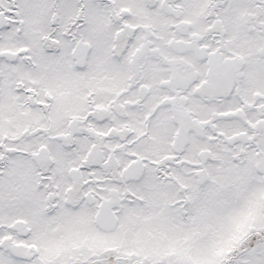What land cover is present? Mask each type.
Returning a JSON list of instances; mask_svg holds the SVG:
<instances>
[{"label":"snow or ice","instance_id":"6c2138e0","mask_svg":"<svg viewBox=\"0 0 264 264\" xmlns=\"http://www.w3.org/2000/svg\"><path fill=\"white\" fill-rule=\"evenodd\" d=\"M0 264H264V0H0Z\"/></svg>","mask_w":264,"mask_h":264}]
</instances>
